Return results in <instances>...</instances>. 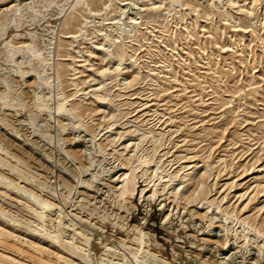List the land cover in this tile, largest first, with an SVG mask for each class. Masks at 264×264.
I'll list each match as a JSON object with an SVG mask.
<instances>
[{
    "label": "rangeland",
    "instance_id": "obj_1",
    "mask_svg": "<svg viewBox=\"0 0 264 264\" xmlns=\"http://www.w3.org/2000/svg\"><path fill=\"white\" fill-rule=\"evenodd\" d=\"M0 212L70 264H264V0H0Z\"/></svg>",
    "mask_w": 264,
    "mask_h": 264
},
{
    "label": "bare ground",
    "instance_id": "obj_2",
    "mask_svg": "<svg viewBox=\"0 0 264 264\" xmlns=\"http://www.w3.org/2000/svg\"><path fill=\"white\" fill-rule=\"evenodd\" d=\"M9 187H13L12 184L9 185ZM22 192L24 193V195L29 197V199L33 200L34 202H39V198L36 197L35 195L30 194L29 192H27L25 190ZM43 205H44V212L43 213L36 214L33 212V214H32L35 216V218L37 220H41L42 217L45 215V213L57 212V209H58L57 206H55V205H53L47 201H43ZM27 209H28V212L31 210L30 208H27ZM0 223L3 224L4 226H6L7 228L13 229L15 232H21V233L23 232V233H27L28 235L38 236V237H41V238L47 239V240L51 239V241L56 242V243L60 242V240L58 238H52L48 233H45L43 231L34 230L32 227V223L27 224L28 226L23 225V223L20 220L15 219L13 216L9 215L8 213L0 212ZM78 236H79L78 241L80 242L79 245L74 246L73 249H68V251L71 253L75 252L74 253L75 255H79V259L81 260L80 264H90L89 263L90 254L86 253L83 248H87V249L90 248L92 242L90 239L84 238V236H82L81 233H79ZM10 240H12V243L9 242ZM0 245L4 249L9 250L11 252H16L17 254L20 253L19 252L20 250L16 246H20L21 248H25L28 251L37 253L41 256L40 260H36L40 264H70L63 257H52V254H50L49 252H47L45 250H41L39 248H35L30 243H25L24 241H22L20 239L14 240V237L11 234H0ZM123 246L126 247V245H123ZM76 251H77V254H76ZM105 253H107V255L105 256V257H107V259H103L102 264H115L112 262V259L114 257L118 256L119 254L117 255L116 252H112V249H110V246H108L107 251H105ZM69 255H71V254H69ZM109 256H111V257H109ZM26 257L32 258L31 256H26ZM109 259H111V260H109ZM124 261H125V257L123 258V260H119V263H124ZM0 264H12V263L9 262L7 258L0 256Z\"/></svg>",
    "mask_w": 264,
    "mask_h": 264
}]
</instances>
